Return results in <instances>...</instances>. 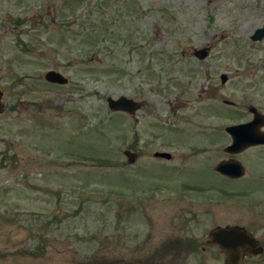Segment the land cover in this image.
<instances>
[{
  "label": "rangeland",
  "instance_id": "1",
  "mask_svg": "<svg viewBox=\"0 0 264 264\" xmlns=\"http://www.w3.org/2000/svg\"><path fill=\"white\" fill-rule=\"evenodd\" d=\"M263 25L264 0H0V264H224L206 240L226 225L264 247V146L244 179L211 170L225 128L264 115Z\"/></svg>",
  "mask_w": 264,
  "mask_h": 264
},
{
  "label": "water",
  "instance_id": "2",
  "mask_svg": "<svg viewBox=\"0 0 264 264\" xmlns=\"http://www.w3.org/2000/svg\"><path fill=\"white\" fill-rule=\"evenodd\" d=\"M264 39V25L257 29L252 36L255 42ZM210 50L202 49L195 51L194 55L199 60H205L209 56ZM46 82L60 86L67 85L69 80L56 71H49L45 75ZM223 83L228 78L226 75L221 77ZM4 93L0 89V114L4 112L2 102ZM109 109L114 112H123L129 115L136 113L144 106V102H137L126 96L117 99L108 98ZM249 112L253 114V119L244 124L233 125L226 128V132L232 137V144L226 148L230 154L240 153L250 147L264 145V115L256 108L250 107ZM124 155L127 158L128 165H134L137 162V154L126 150ZM155 157L171 159L172 155L168 153H156ZM216 171L230 178H241L245 175V168L239 161H224L216 166ZM207 245L215 246L224 255V264H245V260L259 258L264 254V248L256 239L255 235L242 226L217 227L211 230L207 235Z\"/></svg>",
  "mask_w": 264,
  "mask_h": 264
},
{
  "label": "flooded vegetation",
  "instance_id": "3",
  "mask_svg": "<svg viewBox=\"0 0 264 264\" xmlns=\"http://www.w3.org/2000/svg\"><path fill=\"white\" fill-rule=\"evenodd\" d=\"M144 106H145V102H144ZM143 106V107H144ZM142 107V108H143ZM141 108V109H142ZM140 109V110H141ZM5 110V109H4ZM139 110V111H140ZM135 116V115H134ZM186 131H188V130H185L184 131V135H187V132ZM261 131H263L264 132V130H261ZM188 134L190 135L191 133H189L188 132ZM192 135L195 137V139L197 140V142L199 141V140H202V139H204L206 142H207V144H208V147H212L213 148V150H214V152H219L220 154L222 153V147H221V135H220V133H217V132H212V133H210L209 135H208V139H206V138H200L201 136H204V137H206V132H204V130H203V132L200 130V132H197L196 130H194L193 132H192ZM220 138V139H219ZM186 141H188L187 140V138L185 139ZM196 143V142H195ZM199 143V142H198ZM198 143H196L195 144V146H194V148H192L193 149V151H194V154L196 155L198 152L199 153H206V152H208V151H210V149H207L206 147L207 146H204L203 144H202V142H200L199 144ZM231 144V143H230ZM229 144V145H230ZM229 145H227L223 150H224V152L225 153H227L228 154V152H226V148L229 146ZM262 146H264V145H262ZM258 147H261V146H255V147H250V148H248V149H246V150H244V151H242V152H240V153H237V154H233V155H231V154H228L229 155V158H226L225 160H221L219 163H221V162H224V161H233V160H235V161H239L243 166H244V168H245V172H246V167H245V165H244V163L242 162V161H240L239 159H238V157L240 156V155H244L247 151H250L251 149H253V148H258ZM126 151V150H125ZM130 151H132V150H130ZM132 152H134V153H136L137 154V157H138V159H139V156H138V153L137 152H135V151H132ZM156 153H168V154H171V153H169V152H167V151H160V152H156ZM155 153V154H156ZM155 154H154V157H155ZM172 155V154H171ZM0 158L4 161H6V156L2 153V152H0ZM155 158H157V157H155ZM173 158H174V156L172 155V158L171 159H164V158H157V159H161V160H165V161H172L173 160ZM138 159H137V161H138ZM137 163V162H136ZM218 163V164H219ZM217 164V165H218ZM210 165V164H209ZM210 167H211V165H210ZM216 166L214 167V169H212L211 168V170L213 171L214 170V173L215 174H217V175H219V176H221V177H223L224 179H227V180H229V181H238V180H241V179H244L245 178V175L243 176V177H241V178H238V179H234V178H230V177H228V176H225V175H223V174H221V173H219V172H217L216 171ZM210 188H212V189H215L216 191H224V187L223 186H218V185H213V186H210ZM198 190V189H197ZM226 226H228V225H226ZM231 226H237V225H231ZM218 227H220V226H218ZM244 227V226H243ZM217 228V227H216ZM246 228V227H245ZM248 229V228H247ZM249 230V229H248ZM250 231V230H249ZM251 232V231H250ZM253 233V232H252ZM254 234V233H253ZM255 235V234H254ZM256 237V236H255ZM259 241V240H258ZM260 242V241H259ZM264 248V247H263ZM221 253V252H220ZM251 260V259H250ZM246 261V260H245Z\"/></svg>",
  "mask_w": 264,
  "mask_h": 264
}]
</instances>
